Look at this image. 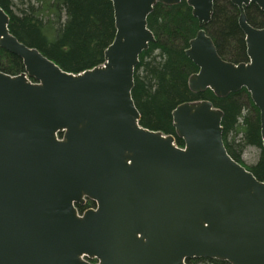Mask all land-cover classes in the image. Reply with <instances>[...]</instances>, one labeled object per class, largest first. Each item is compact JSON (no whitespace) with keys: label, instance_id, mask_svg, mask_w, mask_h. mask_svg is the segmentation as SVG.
I'll use <instances>...</instances> for the list:
<instances>
[{"label":"water","instance_id":"95a60500","mask_svg":"<svg viewBox=\"0 0 264 264\" xmlns=\"http://www.w3.org/2000/svg\"><path fill=\"white\" fill-rule=\"evenodd\" d=\"M116 34L102 66L62 70L10 32L0 6V50L24 72L0 71V264H264V181L228 153L222 110L209 101L173 112L172 135L140 126L135 70L155 36L159 4L183 1L200 30L187 57L190 90L217 97L246 89L260 111L264 147V28L239 10L248 62L218 54L204 29L214 0H111ZM96 204L80 214L86 201ZM90 261H96L91 263Z\"/></svg>","mask_w":264,"mask_h":264},{"label":"trees","instance_id":"16d2710c","mask_svg":"<svg viewBox=\"0 0 264 264\" xmlns=\"http://www.w3.org/2000/svg\"><path fill=\"white\" fill-rule=\"evenodd\" d=\"M0 6L10 16V32L62 70L78 74L105 63V51L116 34L111 0H0ZM246 14L252 27L264 28V12L257 5L246 8ZM238 18L239 10L230 0H214L212 20L204 27L220 57L235 64L248 62ZM148 28L155 42L140 56L132 92L141 115L140 126L174 136L176 145L183 148L172 112L183 103L209 101L224 113L223 140L229 155L264 181L260 111L247 90L219 98L211 90L194 93L188 86L189 78L199 69L185 52L201 28L187 1L172 6L158 3L148 18ZM0 71L14 76L24 72V65L20 58L1 49ZM249 147L258 152L252 166L241 158ZM91 207L95 203L88 201L80 211ZM187 264L229 263L189 259Z\"/></svg>","mask_w":264,"mask_h":264},{"label":"rangeland","instance_id":"374dc122","mask_svg":"<svg viewBox=\"0 0 264 264\" xmlns=\"http://www.w3.org/2000/svg\"><path fill=\"white\" fill-rule=\"evenodd\" d=\"M258 152L255 148L249 147L241 155V158L245 165L252 166L256 163Z\"/></svg>","mask_w":264,"mask_h":264},{"label":"flooded vegetation","instance_id":"af4514ba","mask_svg":"<svg viewBox=\"0 0 264 264\" xmlns=\"http://www.w3.org/2000/svg\"><path fill=\"white\" fill-rule=\"evenodd\" d=\"M82 206H78V208L80 209Z\"/></svg>","mask_w":264,"mask_h":264}]
</instances>
